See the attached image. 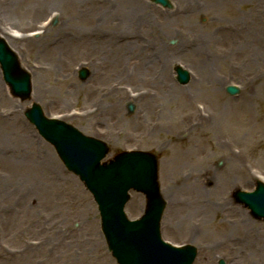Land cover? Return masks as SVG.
I'll use <instances>...</instances> for the list:
<instances>
[{
    "label": "rangeland",
    "instance_id": "1",
    "mask_svg": "<svg viewBox=\"0 0 264 264\" xmlns=\"http://www.w3.org/2000/svg\"><path fill=\"white\" fill-rule=\"evenodd\" d=\"M73 1L0 0V17L11 29H0L4 40L12 33L18 39L36 34L32 39L38 40L46 31L48 41L66 38L68 45H80L91 29L104 45L73 47L68 59L59 52L54 58L49 54L52 62L36 55L38 42L5 40L44 93L21 102L10 95L0 71V264H115L90 194L25 120L23 114L33 103L46 117L105 142L110 153L103 161L127 150L158 155V179L167 205L161 236L174 245L195 246L193 264H257L261 255L254 232L264 230V221L252 219L232 194L252 191L257 181L264 182V0H169L168 10L144 0ZM96 4L102 14L83 13ZM108 8L114 13H106ZM126 9L136 14L131 28L123 23ZM100 18L109 19L94 25ZM112 22L120 34L114 45L105 34ZM123 42L138 48L132 46L131 52ZM145 54L155 56L143 60ZM29 60L36 66H56L59 73L42 74ZM141 60L164 64L166 75L153 79L156 68L146 75ZM93 63L102 68L97 75ZM176 65L191 73L185 86L174 79ZM79 68L89 73L84 81L78 79ZM228 85L237 86L239 94H226ZM186 101L190 105L184 109L193 103L220 119L176 140L168 124L175 116L182 122L179 106ZM128 104L134 107L131 114ZM182 127L190 128L186 120ZM201 158H207L211 171V184L202 181L211 205H192V193L175 183L170 168L173 162L185 174V166L199 169L195 165ZM232 160L234 166H228ZM143 207V197L131 192L124 211L136 219ZM40 240H47L48 246L36 249Z\"/></svg>",
    "mask_w": 264,
    "mask_h": 264
},
{
    "label": "water",
    "instance_id": "2",
    "mask_svg": "<svg viewBox=\"0 0 264 264\" xmlns=\"http://www.w3.org/2000/svg\"><path fill=\"white\" fill-rule=\"evenodd\" d=\"M163 8H171L168 0H149ZM0 68L14 97L22 101L30 94L29 75L19 68L17 58L0 39ZM177 81L185 85L189 77L175 69ZM86 72H80L85 79ZM230 95L236 90L228 87ZM132 111V107H129ZM39 134L52 144L67 170L77 175L92 194L101 216V227L108 249L118 264H191L195 249L175 250L159 239V221L164 204L157 186V158L150 153H122L113 161L100 164L108 148L101 142L84 137L74 128L58 121L47 120L40 108L33 105L25 113ZM133 189L147 197L145 215L129 223L122 210ZM238 202L246 205L253 216L264 219V186L258 184L254 193H236Z\"/></svg>",
    "mask_w": 264,
    "mask_h": 264
},
{
    "label": "bare ground",
    "instance_id": "3",
    "mask_svg": "<svg viewBox=\"0 0 264 264\" xmlns=\"http://www.w3.org/2000/svg\"><path fill=\"white\" fill-rule=\"evenodd\" d=\"M88 1H91V0H88ZM81 4L83 5V2ZM78 7L82 8L81 6H78ZM88 8H89V10L88 9H86V10L84 9L83 13H89L90 15L93 14L95 16L96 14L98 15L99 12H101V9H100V7L97 4L94 5L93 7H92V5H88ZM102 12H101V14H102ZM106 13H108V14L110 13L111 14V13H114V12H112L111 8H108ZM105 15H107V14H105ZM135 15H136L135 11H133L132 9H126L125 10V14H124L125 18L123 20V23H126V21H127V27L128 28H131L133 26V16L135 18ZM126 16H127V18H126ZM91 19L92 18H90V20ZM108 19L109 18H104L103 20H102V18H100L99 20L95 19L94 20V25L102 24L103 21L105 22ZM142 22H143L142 25H143L144 30L148 31L147 28L149 26V23L147 22V19L144 18ZM84 25H86V24H84ZM8 26H9V28H12L10 24H8ZM112 26L116 27L113 24V22H112V24H110V27L112 29L107 30V32H105V34L108 37H110L108 42L114 45V42H117L116 39H118V35H120V34H119L118 31H115L116 28H113ZM97 28L98 27L96 26L95 29H97ZM0 29H2V30L8 29L7 28V24H5V21L2 19V17H0ZM8 30L10 31L11 29H8ZM45 32L46 31H44L42 33V35L40 34L38 40L32 39V37H34L36 34H32L30 36H27L25 39H23V37L21 39H18L19 37L14 35L13 33L8 35L10 39L8 38L7 40H9V41H11L13 43H17L19 41H22V42H26L28 44L29 43L30 44H34L35 42L36 43L38 42L35 45V46H39V48H38V50L36 52V55H38L39 57L44 56V58H47V57L49 58V56H48L49 54H50V56L52 58H54L56 56V54H58V52H59L60 55H63L66 59H68V58H72L73 51L71 52L70 49L73 50V47L77 46V47H79L81 49L83 48L85 50V49L88 48V46H91V45H95L96 47L104 46L101 43L100 39H98L95 36L96 35L95 31L93 33L91 31V29H89L88 32L85 34V36H83V37H85V42L83 41V43H81L80 45H75V44H72V43L70 45H68L69 41H67V40H70V39H66V38L65 39H59L58 38V41H56V40L55 41H48V40L45 39V35H43V34H45ZM123 36H124V34H123ZM70 37L73 38L72 35ZM28 38H30V39H28ZM125 39H128V38H125ZM39 40H41L40 43H39ZM104 41L106 42V39H104ZM124 42H123V44H124ZM136 43H138V42H136ZM66 45H68V46H66ZM124 45H127L125 48L127 50L130 48L131 52L133 51L132 46L135 45V48H138L136 46V44H134V42H129V43L124 44ZM156 49L158 50V45H157ZM158 52H159V50H158ZM159 53H160L161 56L164 55V53H161V52H159ZM139 55H141V54H139ZM154 56H155V54H148V55L145 54V56L143 55V60L145 59V57L152 58ZM131 57L129 58V60L131 59ZM49 60L52 61L50 58H49ZM143 60H141L139 62V64L143 63V64L147 65L146 67H144L146 75H148L149 71L153 70L154 68H156V70L152 73L153 74L152 75L153 79H156L158 77L163 78L164 75H166V67H165L164 64H159V63L156 64L157 62L156 63H154L155 61L154 62H150V60H147V62H145ZM52 62H54V61H52ZM34 63H35V60H33V61L29 60L28 64H30V66L33 67L34 69H38L40 67L39 71L42 74H44L45 72H47L49 70L52 71V72L59 73L58 67H56V66H51V67L47 68L44 65H43V67H41L39 65L36 66ZM92 65L95 68V70H94L95 73H96V71H101L102 68H101V66H99V63L98 64L93 63ZM123 65H125L124 61H123ZM161 65H162V68H161ZM108 66H109V62L105 65L104 69L107 70ZM95 73H94V75H95ZM97 74H98V72L96 73V75ZM201 77L199 76V77H197V79H201ZM67 80L69 81V78H67ZM43 90L44 89H43L42 84H41V82L39 80L35 79V81H32L31 99L32 98L38 99L40 97V95H42L44 93ZM179 93H181V92L179 91ZM146 94H149V91H147ZM168 96H169V94L165 95V97H168ZM143 98H146V96L143 97ZM186 105L189 106L190 105V101L189 102L186 101L184 106H182V105L179 106V107H181L180 112H181L182 117H183L182 118L183 119L182 122H180L181 118L179 116H175V118L168 124L169 128H170V130L172 132V136L176 140H180L177 137L178 135L182 136L183 134H185V132L189 131L192 128L193 129L191 131L196 132V130L198 128H200L203 124L206 125L209 121L217 123L219 121V119H220L219 115H212L211 116L209 114H204L205 111L203 109H202V111L199 110L196 107V105H194L193 103L191 104L192 106H190L187 109H184L183 107H185ZM146 109H147V111L149 110V105L146 107ZM181 114H179V115H181ZM184 120H186L188 125L190 126V128L185 129V130L182 127V123H183ZM209 124L210 123H208V125ZM228 153H230L231 155L234 154V152H232V151H228ZM230 163H231V165H228V166H232L234 164V161L232 160V161H230ZM206 164H207V158L206 159L201 158V164L200 165H198V164L195 165V167H200L199 169H195V168L189 169L188 166H185L187 170L184 169L185 172H186L184 174L182 172L181 173L178 172V166L174 167L175 165L173 164V162H171V167L170 168H171L172 176L174 177V180L176 181L175 183L180 184L181 187L183 189H185L184 193H187L188 190H189L190 193H192V205H211L213 203V202H211V201H209L207 199L210 196V193H205L204 192L205 190L202 187V184H203L202 181L203 180L206 181V183L211 184V179H212L211 171H210V169L208 170V168L206 167ZM229 168L232 169V167H229ZM162 171H164V167L163 166H162ZM231 178L232 177H229L228 179H231ZM182 181H186V182H182ZM231 185H233V184L231 183ZM212 198L215 199V202L217 201V198H219V201L221 199L220 197H214V196ZM171 202L172 203H176L174 201H171ZM175 205H182V203L181 202H177ZM246 223L248 224V222L245 221V225H246ZM256 227H257V224H256ZM262 227L264 228V226H262ZM254 237L256 239L255 240L256 241V243H255L256 252L260 253V255H261V258H260V260H258L257 264H264V230L261 231L259 228L258 229L256 228V230L254 232ZM35 245L38 246V247H36V249L45 248L46 246H48V241L47 240H40V241H38L37 244L35 243Z\"/></svg>",
    "mask_w": 264,
    "mask_h": 264
}]
</instances>
